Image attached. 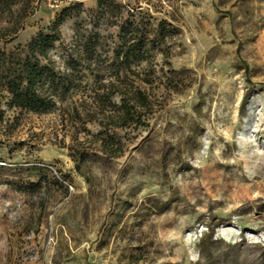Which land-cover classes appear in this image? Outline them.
Returning <instances> with one entry per match:
<instances>
[{
  "label": "rangeland",
  "instance_id": "rangeland-1",
  "mask_svg": "<svg viewBox=\"0 0 264 264\" xmlns=\"http://www.w3.org/2000/svg\"><path fill=\"white\" fill-rule=\"evenodd\" d=\"M15 14L6 63L61 16L49 56L75 87L46 114L0 89V264H264V0Z\"/></svg>",
  "mask_w": 264,
  "mask_h": 264
},
{
  "label": "trees",
  "instance_id": "trees-1",
  "mask_svg": "<svg viewBox=\"0 0 264 264\" xmlns=\"http://www.w3.org/2000/svg\"><path fill=\"white\" fill-rule=\"evenodd\" d=\"M38 0H0V6L4 8L16 7V14L13 19L12 29L16 32L22 21L27 16V11L34 9ZM66 10L62 11V14ZM61 17V16H60ZM54 21L49 29L50 35L37 34L30 40L25 48L23 59L18 57V66L13 68L6 63L5 55L0 53V89L8 94V106L20 111H27L35 114H46L56 108V104L64 102L66 95L74 90L73 80L69 73L55 71L54 61L49 56L54 48L55 40L58 38L56 30L62 19ZM8 31L7 29H3ZM84 51L89 52L87 47ZM142 41H137L129 47L127 55L135 57L137 50H141ZM15 57L14 54L8 58ZM71 57L65 63L66 70H76V65L70 64ZM129 59L126 58L125 60ZM73 61V60H72ZM8 67H4V65ZM4 74V77H3Z\"/></svg>",
  "mask_w": 264,
  "mask_h": 264
}]
</instances>
